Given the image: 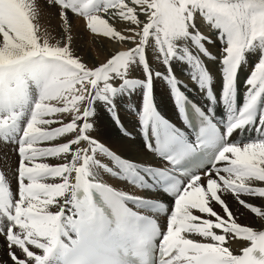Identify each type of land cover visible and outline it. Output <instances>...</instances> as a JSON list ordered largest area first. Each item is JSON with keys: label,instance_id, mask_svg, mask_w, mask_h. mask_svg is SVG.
I'll use <instances>...</instances> for the list:
<instances>
[{"label": "snow or ice", "instance_id": "obj_1", "mask_svg": "<svg viewBox=\"0 0 264 264\" xmlns=\"http://www.w3.org/2000/svg\"><path fill=\"white\" fill-rule=\"evenodd\" d=\"M50 2L59 6L65 26L73 14L84 18L93 34L130 46L88 66L74 56L70 36L63 46L41 41L30 0H0V143L15 144L19 157L17 191L0 172V252L8 257L0 255V264H264V230L240 224L221 195L230 194L264 220V123L255 139L232 136L255 123L251 110L264 119V0ZM198 20L219 41L215 56L207 48L213 37L200 30ZM115 22H124L126 32ZM253 55L245 103L223 131L200 108L192 117L185 114L177 62L207 71V56L231 85L234 73ZM191 78L198 83V75ZM156 79L175 92L181 127L152 114L150 87ZM134 85L146 92L138 114L145 147L166 164L137 170L172 196L167 204L118 190L97 173L116 171L101 155L127 169L135 165L125 164L92 135L96 102L114 110L115 97ZM63 114L70 122L57 118ZM61 137L66 142L51 143ZM197 154L203 159L189 169ZM48 158L63 162H39ZM257 198L260 204L254 203ZM130 204L164 214L165 223ZM185 234L211 242H194ZM229 234L244 242L237 251L223 246Z\"/></svg>", "mask_w": 264, "mask_h": 264}, {"label": "bare ground", "instance_id": "obj_2", "mask_svg": "<svg viewBox=\"0 0 264 264\" xmlns=\"http://www.w3.org/2000/svg\"><path fill=\"white\" fill-rule=\"evenodd\" d=\"M30 3L33 4V8L35 11L33 23L36 25L37 29L40 27L42 28L41 31L43 32V35H46L45 36L46 38H44V36L43 38L48 39L50 44L53 45L59 44L60 46H63L65 43H68L67 37L70 36L71 51L73 52L75 57L80 58L81 61L86 63L88 66H93L100 63V61L97 60L92 55L88 47V42L92 41L94 45L100 51H102L103 56H105L106 58L107 57L109 58L110 54L117 50L116 45L113 44L109 38L103 37L102 35H98V34L94 36H89L84 31L80 30L79 20L77 19L76 15L69 14L68 25L65 26V23L59 14L60 13L59 6L52 4L50 0H30ZM141 18L143 17L141 16ZM123 26L125 29H127L126 24H124ZM208 35L213 37L212 43L207 45L208 50L212 52L213 49L214 50L217 49L220 45H219V41L215 39L213 34H208ZM193 51H195V49H193ZM212 53L214 54V51ZM205 60H203V63L206 66L207 71L199 67L198 64L183 63L181 65L180 62H177V65L181 67V70L177 72V76L181 81L184 82L183 86L179 89L180 93L182 95L189 96L200 106L208 108L210 105L212 107L215 106V104L210 99H208V94H210V92L208 91L209 85H212V87L216 88V90L218 91H222L225 81L224 82L221 81L222 77L220 76V71L217 68H214L211 65H209L211 62L210 63L208 62L209 63L208 64L206 63L207 61L205 62ZM254 64H255V56L253 55L247 61V63L244 64V66L245 67L249 65L254 66ZM186 75L189 78H191V76L193 75H198V83L194 82L192 84V80H193L192 78L190 81L189 80L185 81L183 77ZM239 86L240 85H238V88ZM142 90L144 89L141 87H137L135 85L132 88V92H137L139 98L141 99L145 98L146 95V94L144 96L141 95ZM151 92L155 94V98H156L155 101L151 103L156 106L158 104L162 110L158 106L157 108H159L161 112L162 111L165 112L168 118L173 119V122H177L178 115L173 100L175 96V92L170 87L169 83H166L165 80L163 79H156L155 81L151 82L150 95L152 94ZM215 94L217 96V99L220 101L221 97L219 96V94L216 92ZM134 100L135 102H137L136 99ZM128 102L129 101L126 100L124 102L120 94L115 97V105L119 113V116L125 124H127L129 127L132 126L131 131L134 133V138H133L134 140L131 141L130 138L126 136L123 133V131L119 128L118 124L112 120V118L110 117L111 108L106 106L103 101L96 102L95 114L92 117V119L95 121L92 129V135L102 145L106 146L107 149L111 150L112 153H118L121 156L127 157V159L129 160L132 159V161H136L135 163L136 166L138 163L144 162L145 159L149 158L150 160H153L154 154L151 153L142 142L140 136L142 131L141 127L139 128V130H137V122L135 121L136 116L133 115L134 110H137L135 103L134 101L132 102V104H129ZM126 110L131 111V113L133 112L132 113L133 116L131 115L132 120L134 121L133 124L127 122V120L129 121L130 116L129 119L125 117ZM57 118L63 119L65 122H70L71 119V117L68 116L67 114L60 115ZM261 120L262 118L260 117V121ZM54 126H59V125L57 124ZM66 140H67L66 137H61L57 141H53L51 143L58 144V143L66 142ZM242 141H248V139L243 138ZM42 146H48V145L45 144ZM135 146H137L140 149L139 154H137V152L134 151ZM16 150H17L16 145L14 146L13 144L0 143V166L2 170L4 169V171L6 172L5 175L7 174L6 175L7 182L10 183L11 188L13 189L14 192L17 191L18 189L17 168L19 164V157L16 153ZM98 158L103 160L104 163L109 166V168L115 167L116 171L119 172L121 171L122 166L116 165L111 158H105L103 155L99 156ZM39 162H46L49 163L50 165L55 166L63 161L56 158H48L46 160ZM144 164H148V163H144ZM98 172L101 175L99 179H101L104 183L113 186L121 191L127 192L128 190L132 189V195H136L140 197H152L154 199L163 200V195L161 193H157L156 195H153L150 194V192L139 191L133 186L131 188V186L128 183L126 184L123 182L121 176H120L121 181L118 180L116 181L115 179H112L111 176H113L114 172L110 174L108 171H105L103 169H98ZM170 201L171 200H169V202ZM254 203L260 204L261 200L257 198L254 200ZM230 208L235 214L237 221L240 224L245 226H251L254 228V230H264V220H261L259 217H255L254 214H251L247 210L242 209V207L239 206L234 200L230 204ZM50 210L56 211V208L53 207ZM215 211H217L221 216L225 215L221 208H217V210ZM193 213L195 215L197 214L202 216L203 219H209V218L213 220L215 219L213 217L200 214L196 210H194ZM213 231H215L217 234H223L221 230L213 229ZM188 235H190L188 236L190 239L196 241H200L201 239H204V241L211 242L205 238H199L198 234H188ZM243 243H244L243 241L232 238L231 235L229 234L227 243L223 246H227L231 250L237 251L238 248Z\"/></svg>", "mask_w": 264, "mask_h": 264}, {"label": "rangeland", "instance_id": "obj_3", "mask_svg": "<svg viewBox=\"0 0 264 264\" xmlns=\"http://www.w3.org/2000/svg\"><path fill=\"white\" fill-rule=\"evenodd\" d=\"M47 15V14H46ZM46 15H45V17H46ZM77 17V19L79 20V28H80V30H82V31H84L87 35H89V36H94V35H96V34H93L91 31H90V29H88L87 28V26H86V20L84 19V18H82V17H79V16H76ZM197 23H198V26L200 27V30L202 31V32H204L205 34L207 33V35L208 34H213L214 35V33H213V30H211L207 25H206V23H204L202 20H198L197 21ZM125 23L124 22H115L114 23V27H116L117 28V30H119V31H121L122 33H124V31L126 32V29L124 28V25ZM125 29V30H124ZM42 30V28L40 27V28H38V31H37V34H38V36L41 38V41H43V39L44 38H46L45 36L46 35H43V32L41 31ZM42 33V34H41ZM43 36H44V38H43ZM113 44H115L116 45V49H123V48H125L126 46H129V45H125L123 42H120L119 40H110ZM88 47H89V49H90V51H91V53H92V55L97 59V60H99L100 61V63H103V62H105L106 61V59H108V57L106 58L105 56H103V53H102V51H100L95 45H94V43L92 42V41H90V42H88ZM219 48V47H218ZM218 48L217 49H213L212 50V52L214 51V54L216 55L217 54V50H218ZM209 51V50H208ZM216 52V53H215ZM96 54V55H95ZM206 59V60H205ZM203 60H205V62L206 63H208L209 65H211L212 67H214V68H217V69H219V65H218V63L216 62L215 63V61L214 60H212V61H214V62H212L210 59H208L207 58V56H205V57H203ZM214 65H213V64ZM252 67L253 66H251V65H249V66H244V65H242L241 67H240V70L238 71V72H235L234 74H235V78H236V82H237V86H236V90H239V92L242 94V91L241 90H243L244 91V89H245V87H246V85L244 84V81L245 80H247V78H248V75H249V73L251 72V69H252ZM244 69V70H243ZM246 75V76H245ZM184 79H185V81H187V80H191V78H189V77H187V75L186 76H184L183 77ZM189 78V79H188ZM194 83V81L192 80V84ZM238 85H240L239 86V88H238ZM245 85V86H244ZM244 88V89H243ZM139 90V89H138ZM138 90H137V92H138ZM143 91H144V93H143ZM137 92H132V89L131 90H125V91H122V92H120L119 94H120V96L122 97V100L125 102V100L126 101H129L128 103L129 104H132V102L134 101V103H135V105H136V107H139L140 109H141V104L143 103V101H144V98H139V96H138V94H137ZM146 93H145V90H142V94L141 95H145ZM151 95H153V96H151ZM150 95V97L152 98H150L151 99V101H154L156 98H155V95H154V93L152 92V94ZM134 99H136V101L137 102H135V100ZM137 105H139V106H137ZM115 107H116V105H115ZM115 110V111H114ZM114 110H111L110 111V113L114 116V117H118V111H117V109L115 108ZM129 113V114H128ZM131 113V111H129V110H126L125 111V117L127 118V119H129V116H130V119H129V121L127 120V122L128 123H132L133 124V120H132V117H131V115H132V113ZM133 116V115H132ZM131 128H132V126H130ZM130 140L132 141V140H134L133 139V137H130ZM130 141V142H131ZM134 151H136L137 152V154H139L140 153V149L137 147V146H135V148H134ZM16 153H17V150H16ZM124 158H127V157H124ZM147 160H150L149 158L148 159H145V161H147ZM10 168V167H9ZM4 170V169H3ZM6 173V172H5ZM7 175V174H6ZM7 180V179H6ZM221 195H222V198H224V200L226 201V203H228L229 204V206H230V204L232 203V201L234 200L233 199V197L232 196H230V194H227V193H221ZM226 195H228V196H226ZM235 201V200H234ZM236 202V201H235ZM237 203V202H236ZM217 208H221L218 204H215V207H214V210H217ZM194 211V210H193ZM197 215V214H196ZM209 219H211V218H209ZM188 236H190V235H188ZM192 236V235H191ZM199 238H203V237H201V236H199ZM201 240H204V239H201ZM194 241H196V240H194ZM196 242H199V241H196ZM204 243V242H203ZM0 255H3L2 254V252H0ZM3 259H5V260H8V257L6 256V255H3ZM8 264H11V262L9 261L8 262Z\"/></svg>", "mask_w": 264, "mask_h": 264}]
</instances>
